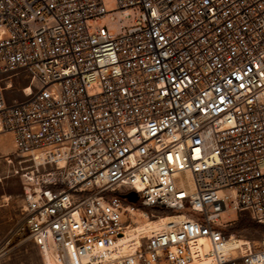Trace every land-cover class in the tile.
Instances as JSON below:
<instances>
[{
	"label": "built area",
	"instance_id": "built-area-1",
	"mask_svg": "<svg viewBox=\"0 0 264 264\" xmlns=\"http://www.w3.org/2000/svg\"><path fill=\"white\" fill-rule=\"evenodd\" d=\"M114 1L0 0L19 228L42 264H264L220 222L264 224V0Z\"/></svg>",
	"mask_w": 264,
	"mask_h": 264
},
{
	"label": "rangeland",
	"instance_id": "rangeland-1",
	"mask_svg": "<svg viewBox=\"0 0 264 264\" xmlns=\"http://www.w3.org/2000/svg\"><path fill=\"white\" fill-rule=\"evenodd\" d=\"M104 2L108 9L114 7V0H104ZM25 82L26 81L20 80L19 84L23 85ZM98 91L99 89L96 84H93L88 89L89 94ZM8 94L12 97H21L20 92L14 90L8 92ZM6 157L10 158L12 163H8ZM19 160L20 157L14 153L12 135L10 133H1L0 193L5 194L2 199H6L5 197L8 196L7 209L11 218L8 222V227L0 233V264H42L40 252L33 240L26 233L19 235V227L22 222L20 209L21 206L24 205L23 180L20 177V173L24 170L21 171L18 169L17 173L14 170L19 168L20 165L24 167L28 164V162H21V164H18L17 162ZM146 209L151 210L152 208L147 207ZM238 213H241L239 216L248 215L244 212H237L232 208H227L226 211L222 213L220 222L223 225H228L236 220ZM164 214L168 215L170 212ZM139 217L142 219V216L139 215ZM227 231L231 234H236L240 238L249 240L251 243H256L264 239V229H240L232 231L227 226Z\"/></svg>",
	"mask_w": 264,
	"mask_h": 264
},
{
	"label": "bare ground",
	"instance_id": "bare-ground-1",
	"mask_svg": "<svg viewBox=\"0 0 264 264\" xmlns=\"http://www.w3.org/2000/svg\"><path fill=\"white\" fill-rule=\"evenodd\" d=\"M125 209H126L127 211H129V212L131 213V215H133V216L136 218L135 221L138 223V224H137V227H141V226H142V222H141V221H144V220H145V222H147V220H146V216H145V213H144L143 210H141V209H137V208H134V207H132L131 205H127V207H126ZM139 215L142 216V219L139 217ZM179 217L181 218L182 216H179ZM169 218H171L170 215H164V216H161L160 219H158V220H156V221H152V222H150V223L148 222V224L151 225L152 227H157V226H159L163 221H166V220H168ZM135 227H136V226H132V228H130V229L126 232L125 238H126L127 240H129V239H131V238L133 237L134 231H135V229H136ZM19 231H20V232H19ZM19 231H18V232H19V235H22V234H25V233H26L25 230H23L22 228H20ZM246 242L248 243V240H246V239H244V238H239V239H238V243H246ZM191 247H192L193 251L196 250V249H198V248H200L199 245L196 244V243H192ZM206 249H207V244L205 243V244H204V247H201V253H202L203 250H206ZM201 253H199L197 257H194V261H193L192 264L199 263V260L197 259L198 257H200L201 261L203 260V256H202Z\"/></svg>",
	"mask_w": 264,
	"mask_h": 264
},
{
	"label": "trees",
	"instance_id": "trees-1",
	"mask_svg": "<svg viewBox=\"0 0 264 264\" xmlns=\"http://www.w3.org/2000/svg\"><path fill=\"white\" fill-rule=\"evenodd\" d=\"M134 208H140L143 211H149L146 209L147 207H142L138 203H131ZM164 213L170 212V210L165 209ZM241 213H238V216L234 222L228 224V228L232 231L240 230V229H264V224L258 223L253 220L250 216H239Z\"/></svg>",
	"mask_w": 264,
	"mask_h": 264
},
{
	"label": "crops",
	"instance_id": "crops-1",
	"mask_svg": "<svg viewBox=\"0 0 264 264\" xmlns=\"http://www.w3.org/2000/svg\"><path fill=\"white\" fill-rule=\"evenodd\" d=\"M3 195L0 193V233L8 227V222L10 220V213H8L7 205H8V196H6V199H2Z\"/></svg>",
	"mask_w": 264,
	"mask_h": 264
},
{
	"label": "water",
	"instance_id": "water-1",
	"mask_svg": "<svg viewBox=\"0 0 264 264\" xmlns=\"http://www.w3.org/2000/svg\"><path fill=\"white\" fill-rule=\"evenodd\" d=\"M122 196L125 197L129 202L134 203L137 200V194L134 191L123 193Z\"/></svg>",
	"mask_w": 264,
	"mask_h": 264
}]
</instances>
